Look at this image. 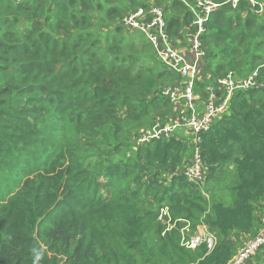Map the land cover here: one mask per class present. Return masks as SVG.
<instances>
[{"label":"trees","instance_id":"obj_1","mask_svg":"<svg viewBox=\"0 0 264 264\" xmlns=\"http://www.w3.org/2000/svg\"><path fill=\"white\" fill-rule=\"evenodd\" d=\"M194 1L0 0V264H226L242 236L258 232L264 13L242 0L207 22L198 86L207 76L256 69L260 86L235 91L202 133L204 184L184 173L192 144L183 135L135 141L155 118L173 114L162 90L182 77L121 20L128 10L166 4L177 39ZM223 185L226 201L217 194ZM164 206L179 224L165 235ZM188 223L193 231L205 225L214 247H186L180 228ZM248 264H264V247Z\"/></svg>","mask_w":264,"mask_h":264},{"label":"built area","instance_id":"obj_2","mask_svg":"<svg viewBox=\"0 0 264 264\" xmlns=\"http://www.w3.org/2000/svg\"><path fill=\"white\" fill-rule=\"evenodd\" d=\"M242 0H195L186 2L193 14L190 24L182 30V37L173 39L168 32L164 8L154 3L132 9L122 19V24L129 30L144 33L154 49V54L171 70L181 75L182 80L163 88L162 93L168 97L176 110L172 118L156 122L151 129H144L137 136V144L148 143L155 138L175 136L177 131H184L183 139L190 140L193 153L184 163L187 178L198 184H204L208 174L201 153L202 133L208 131L213 123L229 109L232 95L237 90H248L260 86L257 81L258 70L243 76L212 78L207 76L203 88L198 81L203 78L205 67V50L202 37L207 31V22L216 10L229 6L237 10ZM257 14L264 13V0H246ZM185 46V47H183ZM159 218L167 224L165 235L172 228V215L168 206L160 209ZM261 228L256 235L243 243L226 264H248V261L264 247V205L260 214ZM189 225L185 226L187 229ZM182 243L195 249L206 243L212 249L216 237L209 231H198L192 236H183Z\"/></svg>","mask_w":264,"mask_h":264},{"label":"rangeland","instance_id":"obj_3","mask_svg":"<svg viewBox=\"0 0 264 264\" xmlns=\"http://www.w3.org/2000/svg\"><path fill=\"white\" fill-rule=\"evenodd\" d=\"M144 2V1H143ZM126 4V3H125ZM166 4H164V5H161V6H165ZM129 11V10H128ZM127 11V12H128ZM127 12L124 14V16L127 14ZM124 16H123V18H124ZM122 18V19H123ZM121 22H122V20H121ZM174 39V38H173ZM206 53V52H205ZM205 65H206V63H207V55L205 54ZM264 65V62H263V64L261 65V66H263ZM260 66V67H261ZM257 70V69H256ZM256 70H254V71H256ZM229 74H232V76L233 77H239L238 75H237V73L235 72V71H229L228 73H227V75H229ZM227 75H225V76H227ZM224 76V77H225ZM219 78V77H218ZM176 113V110H174V108H173V114L172 115H169L168 117H163V116H158L157 118H155L156 120L153 122V124H151V125H149L148 127H147V129H151L153 126H154V124L156 123V122H159V121H163L164 119H166V118H172L173 117V115ZM221 117V116H220ZM219 117V118H220ZM218 118V119H219ZM145 127V126H144ZM177 134L179 135H183L184 134V131L182 130V129H180L179 131H177ZM137 140V136H136V138H135V141ZM191 142V141H190ZM191 151H192V153H193V145H192V147H191ZM225 171L226 172H228V174H227V177H226V183H230L231 181H232V177H233V168L232 167H229V168H226L225 169ZM222 189L220 190V191H218L217 192V194L219 195V196H221V197H223V198H225L224 200L226 201V198H227V196H229V188L227 187V186H225V185H223L222 187H221ZM214 189H216V187L214 188ZM228 200V199H227ZM172 215V214H171ZM158 220H160L164 225H165V227L167 226V224H165L160 218H159V216H158ZM163 225V226H164ZM172 228L170 229V231L171 230H173V229H177V228H179V224H178V222H177V220L176 219H174L173 218V216H172ZM187 225H189V223L187 224ZM186 226V225H185ZM185 226H183V227H181L180 228V231H181V234H182V237L183 236H186V237H188V236H192V235H194V234H196L200 229H199V226H201V225H197L196 226V228H195V230L193 231L192 229H191V226H189L187 229H185ZM169 232V231H168Z\"/></svg>","mask_w":264,"mask_h":264},{"label":"crops","instance_id":"obj_4","mask_svg":"<svg viewBox=\"0 0 264 264\" xmlns=\"http://www.w3.org/2000/svg\"><path fill=\"white\" fill-rule=\"evenodd\" d=\"M183 47H185V46H183ZM263 204H264V203H263ZM260 211H261V210H260V208H259V209L257 210V216L260 215ZM260 228H261V227H260ZM260 228H259V230H260ZM199 229H200L199 231H201V232H202V231H203V232L208 231V230H207V227H206L205 225H201V226H199ZM259 230H258V231H259ZM257 233H258V232H257ZM257 233H256V234H257ZM256 234H255V235H256ZM250 238H251L250 235H247V234H245L244 236H242V238H241L242 243H241V245L238 247V249L243 245L244 242H246V241L249 240ZM238 249H237V251H238ZM237 251H236V252H237Z\"/></svg>","mask_w":264,"mask_h":264}]
</instances>
